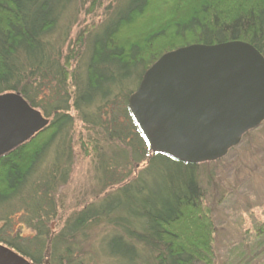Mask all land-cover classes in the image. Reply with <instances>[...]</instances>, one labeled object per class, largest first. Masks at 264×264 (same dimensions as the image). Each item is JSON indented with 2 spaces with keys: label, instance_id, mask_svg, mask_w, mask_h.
<instances>
[{
  "label": "trees",
  "instance_id": "obj_1",
  "mask_svg": "<svg viewBox=\"0 0 264 264\" xmlns=\"http://www.w3.org/2000/svg\"><path fill=\"white\" fill-rule=\"evenodd\" d=\"M230 42L264 57V0H0V95L49 120L0 157V245L31 264H212L208 163L152 154L128 99L163 55ZM77 153L102 198L52 231Z\"/></svg>",
  "mask_w": 264,
  "mask_h": 264
},
{
  "label": "water",
  "instance_id": "obj_2",
  "mask_svg": "<svg viewBox=\"0 0 264 264\" xmlns=\"http://www.w3.org/2000/svg\"><path fill=\"white\" fill-rule=\"evenodd\" d=\"M128 109L152 154L219 161L264 123V57L243 42L169 52L143 74ZM48 124L20 95H0V157ZM0 264L31 263L0 245Z\"/></svg>",
  "mask_w": 264,
  "mask_h": 264
},
{
  "label": "rangeland",
  "instance_id": "obj_3",
  "mask_svg": "<svg viewBox=\"0 0 264 264\" xmlns=\"http://www.w3.org/2000/svg\"><path fill=\"white\" fill-rule=\"evenodd\" d=\"M88 22L83 17L82 28ZM204 166L203 203L215 227L212 264H256L264 256V123L247 133L223 159ZM98 192L89 157L77 153L71 180L61 190L63 217L50 223L52 231L61 228L68 214L100 200L102 196L95 198ZM14 220L18 224L19 217Z\"/></svg>",
  "mask_w": 264,
  "mask_h": 264
}]
</instances>
